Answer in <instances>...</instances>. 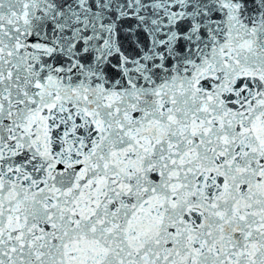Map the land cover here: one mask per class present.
I'll return each mask as SVG.
<instances>
[{
    "label": "snow or ice",
    "instance_id": "obj_1",
    "mask_svg": "<svg viewBox=\"0 0 264 264\" xmlns=\"http://www.w3.org/2000/svg\"><path fill=\"white\" fill-rule=\"evenodd\" d=\"M0 264H264V0H0Z\"/></svg>",
    "mask_w": 264,
    "mask_h": 264
}]
</instances>
